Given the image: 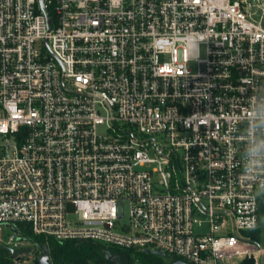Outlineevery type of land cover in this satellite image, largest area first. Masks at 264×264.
I'll return each mask as SVG.
<instances>
[{"label":"built area","instance_id":"1","mask_svg":"<svg viewBox=\"0 0 264 264\" xmlns=\"http://www.w3.org/2000/svg\"><path fill=\"white\" fill-rule=\"evenodd\" d=\"M263 192L264 0H0V245L31 248L13 264L44 254L28 229L256 259Z\"/></svg>","mask_w":264,"mask_h":264},{"label":"trees","instance_id":"2","mask_svg":"<svg viewBox=\"0 0 264 264\" xmlns=\"http://www.w3.org/2000/svg\"><path fill=\"white\" fill-rule=\"evenodd\" d=\"M264 215V199L260 201L259 223ZM259 228V227H258ZM252 234L256 241L257 229ZM24 235L41 251H47L53 264H114L107 257L110 253L116 257L117 264H172L176 260L173 256L163 257L152 254L150 251L125 250L115 247H105L93 241L45 239L34 235L29 229ZM0 264H13L9 253L0 255ZM240 264H255L253 259H245Z\"/></svg>","mask_w":264,"mask_h":264},{"label":"water","instance_id":"3","mask_svg":"<svg viewBox=\"0 0 264 264\" xmlns=\"http://www.w3.org/2000/svg\"><path fill=\"white\" fill-rule=\"evenodd\" d=\"M50 22V19H49ZM0 251L2 252H8L12 258H21L24 254H29L31 251V248L27 247L21 250H14L8 246L0 245ZM152 254L168 257V255L161 251H151ZM107 257L110 261H112L114 264H117L116 257L112 256L110 253L107 254ZM34 264H52L51 258L47 251L44 252V254L34 262ZM172 264H187L183 261H173Z\"/></svg>","mask_w":264,"mask_h":264},{"label":"crops","instance_id":"4","mask_svg":"<svg viewBox=\"0 0 264 264\" xmlns=\"http://www.w3.org/2000/svg\"><path fill=\"white\" fill-rule=\"evenodd\" d=\"M263 217L264 215L261 217L259 228L257 229V235L255 241L263 251L260 254H258V257L256 259H253L255 261V264H264V220H263L264 218ZM250 235L252 237V234ZM242 261H239L237 264H240Z\"/></svg>","mask_w":264,"mask_h":264},{"label":"rangeland","instance_id":"5","mask_svg":"<svg viewBox=\"0 0 264 264\" xmlns=\"http://www.w3.org/2000/svg\"><path fill=\"white\" fill-rule=\"evenodd\" d=\"M202 56H204V53H202ZM189 69H190L193 73L196 72V70H197V64H196V62H191V63L189 64ZM263 196H264V192H263ZM262 199H264V197H263ZM262 199H261V200H262ZM125 209H126V216L122 219V223H127V221H128V215H127L128 205H127V204H125ZM71 218L74 219L75 216H71ZM263 218H264V217H263ZM263 220H264V219H263ZM135 252H138V250H135ZM229 262H230V263H233V264H237V263L239 262V260H238L237 258H233V259H231ZM27 264H34L33 259H28Z\"/></svg>","mask_w":264,"mask_h":264}]
</instances>
